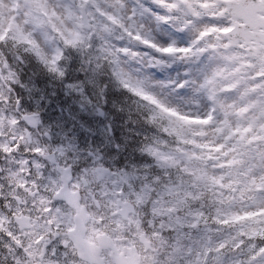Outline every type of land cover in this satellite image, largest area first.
<instances>
[{
  "label": "rangeland",
  "instance_id": "1",
  "mask_svg": "<svg viewBox=\"0 0 264 264\" xmlns=\"http://www.w3.org/2000/svg\"><path fill=\"white\" fill-rule=\"evenodd\" d=\"M11 1L0 0V36L4 29L12 27L13 31L30 38L50 69L38 70L36 79L35 75L15 76L7 70L3 80L19 84L28 100L35 101L30 107H36L37 102L48 107L46 113L49 118L40 115L41 130L52 136L58 153L60 151L63 155L61 152L69 150L72 156L80 157L82 161L105 159L98 148L92 147V138L99 145L105 141L109 148L113 147V159L122 151L125 136L120 138L121 146L112 141L111 118L104 114L100 119L96 111L97 108L103 109L104 88L101 87L100 75L106 73L107 64H112L111 72L123 82L140 87L163 108L190 121L192 127L195 124L200 126L193 132L181 133V144H176L174 152L165 153L158 146H149L142 151L145 156H134L133 160H140V172L136 171L135 163L130 167H115L118 187H130L132 199L138 201L139 211L148 208L155 227L169 236L163 235L161 239L173 247L174 255L181 256L184 264H246L262 252L264 91L261 90L262 82L257 77L252 78V74L264 73L263 56H259L249 73L241 79L237 91L225 93L224 88L238 81L237 75L222 78L220 71L228 66L226 58L231 59L234 55L208 53L196 64L190 56H182L177 50L184 49L186 42L193 37L194 29H189L183 39H177L174 29L161 27L160 9L166 7L168 0H155L156 8H135L133 12L127 0H22L23 8L17 16L11 13ZM78 3L86 11L89 31L81 27ZM134 4L138 5V0H134ZM70 5L76 8L74 12L69 11ZM44 20L70 42L68 54L73 55L78 50L75 47L83 48L90 34L97 30L92 36L93 40L102 39V44L96 45L101 48L100 56L88 65V73L81 83H64L60 79L61 73L50 66L57 49ZM10 21H13V26L8 23ZM139 37L147 45H152L155 51L149 50L146 54L139 49L132 42ZM169 48H172L169 55H164L163 50ZM117 49L128 55L122 58L116 54ZM2 55L0 50V64ZM154 55L157 60H164L163 68L151 69L147 60ZM14 60L19 61L20 58ZM107 60L113 62L102 66ZM171 64L173 67L169 69ZM184 80H188L189 85L180 90L178 84ZM4 88L0 85V154L7 156L8 135L21 146L25 144V127L20 118L14 117V103ZM43 109V105L39 106V111ZM41 157L39 152L35 160H43ZM65 159H61L62 163ZM42 164L36 160L32 167L37 170L36 165ZM21 166L23 161L15 162V167ZM21 170L25 172L24 166ZM151 170L161 173L164 183L160 188H156L160 185L157 180L150 178ZM44 181L45 177L43 179L40 175L30 188L28 180V187L23 185L24 190L13 192L17 194L12 195L13 203L14 198L19 197L27 206L29 203L24 198L29 201L31 192ZM23 183L26 182L21 178L19 185ZM34 202L40 206L37 213L42 217L37 228L21 235L13 228L0 231V264H53L48 259H39L40 247L47 241L51 246L49 215L45 209L47 198L38 197ZM192 202H198L200 207L211 204L216 208L214 220L210 223L199 220L200 216L204 218L206 215L198 207L182 212L184 205ZM26 206L10 205L8 211L23 212ZM2 220L0 213V229ZM238 221V225L234 224ZM40 234L45 239L37 243L36 237ZM4 236L10 240V247L3 245ZM255 264H264V260Z\"/></svg>",
  "mask_w": 264,
  "mask_h": 264
},
{
  "label": "flooded vegetation",
  "instance_id": "2",
  "mask_svg": "<svg viewBox=\"0 0 264 264\" xmlns=\"http://www.w3.org/2000/svg\"><path fill=\"white\" fill-rule=\"evenodd\" d=\"M203 1L205 19L203 11L198 12V18L196 17L195 19L184 14L186 24L203 21V24H211L218 27V25H223L224 22H235L234 7L226 3L229 1L235 2L236 0ZM194 10L197 11L196 7ZM95 162L96 160L60 163L62 167H68L71 171L72 182L70 188L72 191H79L80 193L79 207L81 211L90 215L87 221L90 227L86 225L85 232V236L90 243L97 247V234H105L109 237L111 244L116 246L118 252L122 251V248L134 247L140 256L139 264H172L169 262L167 253L162 252L155 234L150 236L149 232L142 228L145 235L140 238H143L149 245V249L145 250L140 244V238L137 241L135 239V230L139 229V227L132 226V220L126 223L115 215L114 209L117 201L114 199L115 189L112 184V178H110V172L104 175L101 172L97 173L98 168H95ZM47 166H49L50 170L46 169L45 173L49 174L52 172L55 175L57 169L52 168L48 164ZM124 201L127 202L128 200L124 199ZM93 213L97 215V218L94 217L95 215L93 216ZM68 232L69 230L64 228L61 230L60 235H54L50 227L53 264H88L81 262L77 258L75 249L68 242ZM121 240L125 242L120 243ZM45 253L46 250H43V254ZM109 253L110 251L108 250H100L99 252V258L105 264H113Z\"/></svg>",
  "mask_w": 264,
  "mask_h": 264
},
{
  "label": "trees",
  "instance_id": "3",
  "mask_svg": "<svg viewBox=\"0 0 264 264\" xmlns=\"http://www.w3.org/2000/svg\"><path fill=\"white\" fill-rule=\"evenodd\" d=\"M131 89V88H130ZM133 91L134 94L136 95H140L139 91L135 90V89H131ZM124 103L120 102V103H117L115 104V110H116V114L117 115H126L128 117H130L131 119H135V120H132L134 122H140L141 125L145 124L147 125L148 127L151 128L152 124L151 125H148L144 120L143 118H141V115H138V113H134V112H131V113H127L126 110H125V107H124ZM127 106V105H126ZM139 114H141V112H139ZM147 117V116H146ZM148 118V117H147ZM149 120V118H148ZM154 122V121H153Z\"/></svg>",
  "mask_w": 264,
  "mask_h": 264
},
{
  "label": "water",
  "instance_id": "4",
  "mask_svg": "<svg viewBox=\"0 0 264 264\" xmlns=\"http://www.w3.org/2000/svg\"><path fill=\"white\" fill-rule=\"evenodd\" d=\"M156 66V65H155Z\"/></svg>",
  "mask_w": 264,
  "mask_h": 264
}]
</instances>
